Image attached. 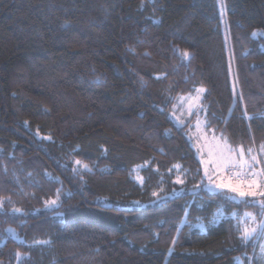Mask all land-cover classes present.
<instances>
[{
    "label": "trees",
    "instance_id": "obj_1",
    "mask_svg": "<svg viewBox=\"0 0 264 264\" xmlns=\"http://www.w3.org/2000/svg\"><path fill=\"white\" fill-rule=\"evenodd\" d=\"M223 7L0 0V264H263L260 239L244 244L237 230L259 198L201 184L187 137L199 118L232 147L264 144V38L252 35L264 34V0ZM201 86L199 117L178 127V99ZM76 160L92 171L74 173ZM218 210V224L190 231Z\"/></svg>",
    "mask_w": 264,
    "mask_h": 264
},
{
    "label": "snow or ice",
    "instance_id": "obj_2",
    "mask_svg": "<svg viewBox=\"0 0 264 264\" xmlns=\"http://www.w3.org/2000/svg\"><path fill=\"white\" fill-rule=\"evenodd\" d=\"M252 35L255 37L256 32H253ZM174 52H178V49H173ZM147 54V53H145ZM180 56L185 61H190L191 53L187 50L180 52ZM161 77H157L160 79ZM205 92V89L201 87L195 88V96L181 97V100H187L189 114H195L198 116L200 110V100L201 94ZM249 119H251L249 117ZM197 129L201 127V121L199 118L196 123ZM50 139V138H49ZM211 146L208 148L207 153L202 151L203 145L198 148V152L201 154L200 164L203 167V176L201 178V184L204 179L208 181V187L218 190V194L226 191L227 193L234 194L236 197H239L242 202H247L248 198H252L255 201L259 198V207L260 213H245L246 222L245 225L241 228L238 227V231L241 233L240 240L242 243L246 244L249 240L252 239H261L264 238V159L259 157L264 156V144L260 145L259 152L254 153V149L249 147L244 148L243 145L238 147H232L226 138L221 135V137H216L213 135L212 141L210 142ZM207 157L206 159L204 157ZM175 168L179 169L180 165H175ZM88 171L91 172L92 169L87 164H82L80 160H76L73 167V172L79 171ZM171 171V169L169 170ZM227 176V179L225 178ZM175 184L183 185L185 179L178 176L174 181ZM201 185H197L199 188ZM163 192V189L160 190ZM160 192L153 191L152 196L156 197L158 200L167 199V195H161ZM70 195V194H69ZM59 201V190H57V198L49 199L45 201L46 208H55L58 207ZM5 201L0 199V208L3 207ZM139 203V202H135ZM12 212L14 214L21 213L20 208H13ZM61 215V213H57ZM186 214H190L186 210ZM257 216H260L261 219L257 220ZM250 221L251 223H247ZM215 221H212L214 223ZM197 227H203V225H197ZM5 231L13 234L15 236V229H6ZM181 228L177 226L176 232L179 234ZM2 239V237H0ZM173 245H175L178 240L177 237H173ZM41 243V242H37ZM43 243H47L46 241ZM173 251L172 248H169V254ZM17 251L15 253L17 261H21L23 256ZM259 258L264 260V243L260 244Z\"/></svg>",
    "mask_w": 264,
    "mask_h": 264
},
{
    "label": "rangeland",
    "instance_id": "obj_3",
    "mask_svg": "<svg viewBox=\"0 0 264 264\" xmlns=\"http://www.w3.org/2000/svg\"><path fill=\"white\" fill-rule=\"evenodd\" d=\"M220 2V14L224 15L225 13V9L223 7V0H219ZM257 35L253 38L254 39H258L260 37L264 38V34L261 32H256ZM196 93H194L193 95L190 96H195ZM202 96L203 94H201V100H200V110H201V102H202ZM183 97H188V96H183ZM188 103L189 101L181 100V97L178 99L177 105H176V109L174 110V112L171 114V119L173 120V122L178 126V127H182L184 126L194 114H189L188 111ZM199 110V112H200ZM193 113H195V110H193ZM199 116H197L198 118ZM200 120V119H199ZM201 121V120H200ZM197 123V122H196ZM203 121H201V127L199 129H197L196 124L194 126L193 129H189L188 133H187V137L190 140V142L192 143L193 148L196 150L197 153V158L199 159V161L201 160V154L200 152H198V148H200L201 145H203V149L202 151L204 153H207L208 148L211 146L210 142L212 141V137L213 135L210 133H207L204 128H203ZM216 137H221L220 134L218 135H214ZM255 154V153H254ZM205 159L207 158L206 156L204 157ZM140 170L141 168H134L130 174L131 179L136 182V184L140 187L143 186V179L140 175ZM202 173H203V167H202ZM227 179V176L225 177ZM207 184L208 181L207 179H205ZM214 189V188H211ZM225 215L222 212V210H218L215 215L212 217L211 221L209 224H205L204 222L201 221H197L196 224L193 225H189L190 226V231L191 230H198L201 233H206L208 231L209 228L213 227V225H216L220 222V220H222V218H224ZM212 221H215L214 223H212ZM203 225V227H197V225ZM186 225L185 221L181 224V227ZM264 243V238H261L259 243H258V252H260V244ZM263 264H264V260ZM237 262L239 264H242V262L240 260H237Z\"/></svg>",
    "mask_w": 264,
    "mask_h": 264
}]
</instances>
